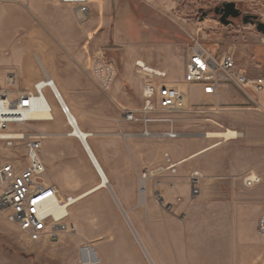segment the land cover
I'll return each mask as SVG.
<instances>
[{
    "label": "rangeland",
    "instance_id": "obj_1",
    "mask_svg": "<svg viewBox=\"0 0 264 264\" xmlns=\"http://www.w3.org/2000/svg\"><path fill=\"white\" fill-rule=\"evenodd\" d=\"M52 1L44 0L45 16L61 21L54 19L57 23L47 24L29 8L28 0H0V79L14 75L18 89L32 91L34 84L43 81V71L46 74L48 71L39 62L36 52L26 50L27 40H38L28 37L26 25L42 33H54L66 27L68 43L61 50L66 59H58L55 65L62 72L65 69L67 75L73 73L74 80L84 88L97 91L92 94V101L98 102L100 107H105L104 102L113 106L115 97L110 93L111 88L107 93L100 90L88 73L87 68L96 52H101L113 65V84L126 96L130 109L140 104L136 92L143 82L136 62L164 71L166 83L177 85L183 91L185 88L186 106L193 109L197 107L194 103H200L199 90L197 85L187 86L182 80L190 44L187 34L193 35L200 29L206 48L217 45L216 56L225 53V44L234 36V26H223L212 12L223 2H234L243 14L256 15L264 23L261 5L238 0H102L99 8L90 2V16L81 24L73 16V7L58 5L54 0L59 6L56 7ZM64 9L70 12L73 27L67 24L70 17ZM235 22L238 24L240 19ZM255 50L256 53L262 51L264 46L257 44ZM57 78L66 83L72 79L63 73ZM46 97L53 103L48 91ZM85 105L74 109L79 113L76 116L66 103L80 128L101 129L102 119L94 116ZM201 107L195 112L175 114V131L180 137L191 133L203 138L206 133L238 132L241 137L231 142L206 138L209 145L221 144L209 155L226 157L228 154L232 169L243 162L251 166L249 170L225 179L228 185L204 181L194 199H187L188 188L176 187L172 178L167 183L172 189L167 184L160 189L148 184L145 202H138L137 198L136 172L141 170L131 166L130 173L122 178V189L114 187L117 180L108 178L109 187L136 236L105 188L70 207L67 223L74 231L62 235L56 242L28 241L10 223L9 212H3L0 214V264H83V248L95 252L97 262L94 264H150L136 239L151 264H264V236L256 230L257 220L264 214V108L251 101L243 108L212 110L209 105ZM28 127L31 133L44 137L41 152L46 168L44 177L58 187L60 199L67 196L77 199L99 185L100 179L78 140L69 136L71 128L57 104H54L52 121L33 122ZM92 133L94 136L88 138V145L92 140L102 139ZM168 141L154 140L159 144ZM95 143L101 144L100 141ZM20 154V150L3 149L0 145V159L18 160ZM215 161L222 163L221 158ZM24 164L21 161V165ZM191 169L190 161L178 167L177 174L182 175L185 185ZM249 173L258 175L261 181L252 189H245L242 180ZM177 197L180 201H176Z\"/></svg>",
    "mask_w": 264,
    "mask_h": 264
},
{
    "label": "built area",
    "instance_id": "obj_2",
    "mask_svg": "<svg viewBox=\"0 0 264 264\" xmlns=\"http://www.w3.org/2000/svg\"><path fill=\"white\" fill-rule=\"evenodd\" d=\"M58 5L73 7V16L77 23H84L90 16V0H55ZM190 44L187 50V61L184 67L183 84L197 85L204 95H215L220 87L234 85L241 91H250L259 95L264 91V78H249L236 68L233 54L226 52L216 56L208 51L202 40L204 34L198 29L193 35L187 34ZM264 44V34L261 37ZM136 68L142 75L141 104L137 109L119 107L121 122L141 127L139 132L126 134L134 138L153 140H176L180 133L175 131L174 115L183 112H195L198 108L186 106L187 94L177 85L167 84L166 75L162 72L147 70L139 62ZM88 73L103 92H108L115 78V69L101 52H96L87 68ZM46 73L43 71V80ZM20 90L14 75H6L0 79V145L7 150H20L21 159H0V214L9 212V221L30 242H56L62 235L73 233L68 225L69 209L76 198L67 196L59 198V190L55 185L44 180L45 165L41 159L43 136L30 132L28 125L36 122L28 115L46 109L51 112L52 103L46 97L48 91L55 104L59 95L49 88ZM58 106V105H57ZM61 113H69L68 107L59 104ZM91 135V134H90ZM21 161L25 162L21 165ZM176 162L164 152L162 161L153 168L136 172L138 202L139 190L143 189V200L146 201L148 184L160 189L166 179L177 175ZM200 172L193 170L187 174L189 199H194L200 191ZM261 178L253 173L242 180L245 189L258 185ZM168 185V184H167ZM172 189V186L168 185ZM155 190V195L159 197ZM180 201V197L176 198ZM257 233L264 236V214L256 224Z\"/></svg>",
    "mask_w": 264,
    "mask_h": 264
},
{
    "label": "crops",
    "instance_id": "obj_3",
    "mask_svg": "<svg viewBox=\"0 0 264 264\" xmlns=\"http://www.w3.org/2000/svg\"><path fill=\"white\" fill-rule=\"evenodd\" d=\"M28 1H29V8L33 9L35 13H38L39 17H41V20H43L47 24H52L53 22L57 23V21H54V19L56 20L57 18L45 16V14L47 15V13L44 6L45 3L44 0H28ZM90 1L95 3L94 7L99 8L98 5L102 0H90ZM238 1L258 3L259 5H261L260 15L263 16V20H264V0H238ZM53 4L56 7H59L58 5L55 4V2ZM42 9L44 11H42ZM64 11L70 17V20L67 21V24L69 23L70 26L73 27L70 12L67 9H64ZM43 16L45 17L43 18ZM57 20L59 21L60 19ZM236 23L237 22L235 23L233 22L232 25H229L230 28L231 27L233 28L234 26L233 28L234 36L230 41H228L225 44L224 52L225 53L229 52L233 54L236 63V68L241 72H243L247 77L264 78V50L262 51L259 50L257 53L255 50L257 44H261L264 46V44H262L261 42L262 34L257 33L254 27L250 25H243L241 22H239L238 24ZM26 30L29 31L28 37L38 38V40H34V39L27 40L29 45L26 47V50L29 52H36L38 54L39 62H41L42 65L46 66V69L48 71L47 74H49L55 80L56 85L64 101L67 103L68 107H70L71 110H74L76 107L86 104L85 106L88 107L90 111L91 110L93 111L94 116L102 119L101 122H99V124H101L102 126L101 129L99 130L97 128L95 129L81 128V129L86 133L91 134L92 132H95L96 136H102L101 140H92L93 142H91V145L89 146L95 158L99 162L102 172L107 177V179L110 178L112 180H117V184L114 185L115 188L117 189L123 188L122 178L125 174L130 173L131 166H133L135 169L143 170V169L153 168L158 164H160L162 161V154L164 151H167L171 156H173V160L177 162L183 161L182 163H185L190 161L193 169H191L189 172L196 170L200 172V174L202 175V179L200 180V185H199L200 189H202V186L204 184L203 182L206 180L210 181V183H213L214 185L217 184L228 185L229 182L225 179L231 176L238 175L239 173L245 172L251 168V166H249L247 163L240 162L239 164H237V166H235L234 169H232L230 155L227 154L226 157H220L219 154L209 155L210 153L216 151V148L219 145H221L220 143L218 146L203 152L205 149L209 148L214 143L209 145V142L205 140L206 138L201 137V135H195L191 133L182 134L181 137L178 138V140L177 139L169 140L168 142H165L163 144L154 142L153 139H146L141 137L134 138L127 136L126 134H128L129 132H139L141 130V127L124 122H121L119 124L115 123L116 120L120 118V113L118 109L119 107H125L128 109L132 107L128 106L129 105L128 99L120 91L118 86L116 84H113L114 82L112 83L110 89L111 95L115 97L114 98L115 101H113L114 105L111 106L109 102H104L105 107L102 106V104H101L102 107H100V104H97L98 102L92 101V96H93L92 94L97 93V91H95L94 93V91L84 88L81 84L78 83V81L74 80L73 73L69 74L72 79H70V82L68 83L61 82L58 80L57 77L60 76L62 73L63 76L64 75L69 76L67 75L65 69L62 72L55 65V62L58 59L65 58L61 55V50L64 49V45L68 43L66 39L67 36L66 27L65 30L63 27L61 30L56 29L54 33H50V32L42 33V31H36L35 29H32L30 27V24H28L26 25ZM206 49L216 55L217 45L208 46ZM186 61H187V57H186ZM148 68L156 70L151 67ZM156 71L162 72L166 75L164 71L161 70H156ZM36 72L37 70H35L34 81L37 77ZM79 75L81 76V74ZM197 88L199 90L200 103L199 104L194 103V105L197 106L196 108H202L201 106L204 105H209L210 107L208 108L212 110H222L225 108H243V106L249 105L250 101L253 104H255L257 107L264 108L263 106L264 99L262 100L260 97V96L264 97V91L259 95H254L250 91L243 92L240 89H238L236 86L230 84L220 87L215 95H204L198 86ZM183 89L185 91V88ZM245 96H247L250 99V101H248V99ZM136 97L137 98L139 97L141 104V89L140 91L137 90ZM54 104L55 103L53 101L52 103L53 110H54ZM135 109H137V107ZM74 114L76 116H79L78 111H75ZM93 136L94 135L92 133L89 138H92ZM95 141H100L101 144L98 145L95 143ZM174 156H176L177 158L174 159ZM218 158L222 159L221 164H218L217 161H215ZM91 167L95 172L93 165H91ZM45 173H46V168H45ZM177 173H178V169H177ZM44 180L47 183H49L45 177ZM168 182H171V180L169 179L165 180L162 187H164V185L166 186ZM172 182L175 184L176 187L180 185L179 186L180 189L188 188V192H189L188 182L185 185L182 175L177 174L174 178H172ZM179 187L177 188L178 193H179L178 190ZM188 192H187V199L189 197ZM170 201H172L171 198Z\"/></svg>",
    "mask_w": 264,
    "mask_h": 264
},
{
    "label": "bare ground",
    "instance_id": "obj_4",
    "mask_svg": "<svg viewBox=\"0 0 264 264\" xmlns=\"http://www.w3.org/2000/svg\"><path fill=\"white\" fill-rule=\"evenodd\" d=\"M139 64H141L144 68H146L147 70H153V69H150L148 67H146L143 63L139 62ZM155 72H157L156 70H153ZM39 83L38 85V88H42V87H46V88H49V90L53 91L54 93L58 94L59 95V99H58V103L57 105L59 106V104H64L66 106V103L55 83V81L50 78L49 75L46 74V79L43 80V81H39L37 82ZM69 110V108H68ZM53 109H51V112H47L46 109H40L38 112H32L28 115V118L30 120H34L36 122H46V121H52L53 120ZM71 110H69V113L67 114L66 116V120L68 122V125L69 127L71 128V133H70V137H73L75 138L76 140H78L79 144L81 145L85 155L87 156L89 162L91 163V165H93V168L96 172V174L98 175L99 179H100V183L98 186H96L95 188L87 191L86 193H84L83 195H81L80 197H78L74 204L76 202H78L79 200L87 197L88 195L92 194L93 192L101 189V188H105L109 191L111 197L113 198L111 192V188L109 187V182H108V179L107 177L104 175V173L102 172V169H101V166L99 165V162L97 161V159L95 158L92 150L90 149L89 145H88V138L91 136L90 134L82 131V129L80 128L79 124H78V121L77 119L72 115V113L70 112ZM205 138L207 139H221L223 142H231V141H236L238 140L240 137H241V134H239L238 132L236 131H233V130H225L224 132H217V133H206ZM219 143H216L214 145H212L211 147L205 149L203 152L213 148V147H216L218 146ZM202 153V152H201ZM199 153V154H201ZM93 160H95V164H93ZM183 162V161H182ZM98 165V167H97ZM100 172L99 171V169ZM111 191V192H110ZM139 200L140 202H143V189L140 188L139 190ZM116 197V196H115ZM117 199V198H116ZM115 204L117 205L118 207V203L116 202V200L113 198ZM118 201V200H117ZM135 237V236H134ZM136 239V237H135ZM137 240V239H136ZM138 242V240H137ZM138 245L140 246L141 248V245L140 243L138 242ZM142 252L144 253L145 257L147 258L148 262L151 264L147 254L145 253L144 249L141 248ZM81 259H82V263L83 264H94L97 262V257H96V254L95 252L90 249V248H83L82 251H81Z\"/></svg>",
    "mask_w": 264,
    "mask_h": 264
},
{
    "label": "water",
    "instance_id": "obj_5",
    "mask_svg": "<svg viewBox=\"0 0 264 264\" xmlns=\"http://www.w3.org/2000/svg\"><path fill=\"white\" fill-rule=\"evenodd\" d=\"M212 12L215 16L218 17L219 23L222 24L223 26L232 25L234 20L240 19V22L243 25H250V26L254 27V29L257 33L262 34V35L264 34V23L258 19V16L251 15V14H243L240 11V9H238L236 7V4L234 2H223L220 5L214 7ZM205 15H206V13H203V16H205ZM92 163L95 164V160H93ZM97 167H98V165H97ZM99 171H100V169H99ZM111 194H112L113 198L116 200V202L118 203V208H119L120 212L123 214L127 225L129 226V228L134 233V230L132 229V227H131L128 219H127V216H126L125 212L122 210L121 206L119 205V202L117 201L115 195L112 192H111ZM134 235H135V233H134ZM141 248H142V246H141Z\"/></svg>",
    "mask_w": 264,
    "mask_h": 264
},
{
    "label": "flooded vegetation",
    "instance_id": "obj_6",
    "mask_svg": "<svg viewBox=\"0 0 264 264\" xmlns=\"http://www.w3.org/2000/svg\"><path fill=\"white\" fill-rule=\"evenodd\" d=\"M234 22V21H233Z\"/></svg>",
    "mask_w": 264,
    "mask_h": 264
}]
</instances>
